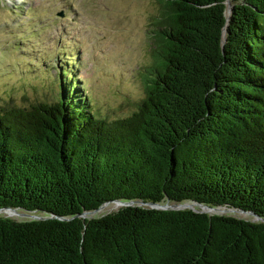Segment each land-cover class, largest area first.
<instances>
[{
  "label": "trees",
  "instance_id": "16d2710c",
  "mask_svg": "<svg viewBox=\"0 0 264 264\" xmlns=\"http://www.w3.org/2000/svg\"><path fill=\"white\" fill-rule=\"evenodd\" d=\"M161 1L126 114L102 113L77 61L6 69L52 97L0 92V208L47 217L1 215L0 264H264V222L150 205L264 218V0ZM116 200L135 203L82 215Z\"/></svg>",
  "mask_w": 264,
  "mask_h": 264
},
{
  "label": "rangeland",
  "instance_id": "374dc122",
  "mask_svg": "<svg viewBox=\"0 0 264 264\" xmlns=\"http://www.w3.org/2000/svg\"><path fill=\"white\" fill-rule=\"evenodd\" d=\"M162 3L161 0H0L1 94L8 97L5 87L12 81L13 95L20 103L23 94L31 100L50 99V88L40 85L43 77H25L28 88L21 92L23 78L6 76V69L32 71L46 66L55 73V67L65 59L64 67L71 70L77 61L76 77L102 113L109 108L116 109L109 111L110 115L128 113L131 108L123 103V96L129 100L141 94L134 79L138 70L155 56L151 30ZM107 204L105 209L91 215H104L122 207L115 202ZM234 215L252 218L239 211Z\"/></svg>",
  "mask_w": 264,
  "mask_h": 264
},
{
  "label": "water",
  "instance_id": "95a60500",
  "mask_svg": "<svg viewBox=\"0 0 264 264\" xmlns=\"http://www.w3.org/2000/svg\"><path fill=\"white\" fill-rule=\"evenodd\" d=\"M229 8L233 7V4H231V2L229 3ZM115 202H118L120 205L122 206H128V205H133L135 203V201H120V200H116ZM110 203V202H107ZM106 203V204H107ZM152 207L155 208H159V209H174V210H181V209H192L194 211L197 212H202V213H208L210 215H231L233 217H237L240 218L236 215H234L235 212L239 211L244 215H251L252 218L251 219H246V218H241V219H246V220H252V221H262L264 222V218L261 217L260 215L254 213L253 211H245L242 209H238V208H233V207H227V206H217V207H211L207 204L204 203H198V202H191V201H186L183 203H171L170 201L164 203V204H157V203H153L150 204ZM104 205H102L100 208L94 210L93 212H84L82 215L84 217H93L91 214L96 213L97 211H100L103 208ZM7 210H11L13 211L17 216H11V215H5L3 214V211H7ZM4 216V217H8L11 219H15L18 221H23V220H34V219H47L46 216L40 215L38 214L36 211H27L24 210L22 208H14V207H3L0 208V216ZM58 218H62L60 216H57Z\"/></svg>",
  "mask_w": 264,
  "mask_h": 264
},
{
  "label": "bare ground",
  "instance_id": "6f19581e",
  "mask_svg": "<svg viewBox=\"0 0 264 264\" xmlns=\"http://www.w3.org/2000/svg\"><path fill=\"white\" fill-rule=\"evenodd\" d=\"M115 204H116L118 207H121V205H120L118 202H115ZM108 205H109V204H106L105 206H103V208H102L101 210L105 209ZM110 208H111V207H110ZM4 213H14V212L11 211V210H7V211H3V214H4Z\"/></svg>",
  "mask_w": 264,
  "mask_h": 264
}]
</instances>
